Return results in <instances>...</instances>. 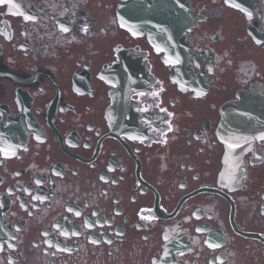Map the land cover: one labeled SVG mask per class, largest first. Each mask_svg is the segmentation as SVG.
<instances>
[{"label":"flooded vegetation","instance_id":"1","mask_svg":"<svg viewBox=\"0 0 264 264\" xmlns=\"http://www.w3.org/2000/svg\"><path fill=\"white\" fill-rule=\"evenodd\" d=\"M166 2L162 41L140 0L0 3V264H264V131L232 182L218 136L264 0Z\"/></svg>","mask_w":264,"mask_h":264},{"label":"water","instance_id":"2","mask_svg":"<svg viewBox=\"0 0 264 264\" xmlns=\"http://www.w3.org/2000/svg\"><path fill=\"white\" fill-rule=\"evenodd\" d=\"M233 107L240 109V105H235ZM242 108H245V107H242ZM248 131H252V127L239 125L233 128L230 126L226 128V134H227V137L230 139V142L232 141L231 142L232 144H238V147L242 146L241 144L243 143V141L240 140V138L243 137ZM235 138L238 140V142L234 140Z\"/></svg>","mask_w":264,"mask_h":264},{"label":"snow or ice","instance_id":"3","mask_svg":"<svg viewBox=\"0 0 264 264\" xmlns=\"http://www.w3.org/2000/svg\"><path fill=\"white\" fill-rule=\"evenodd\" d=\"M3 2V0H0V3H2ZM64 31H67V29H64Z\"/></svg>","mask_w":264,"mask_h":264}]
</instances>
